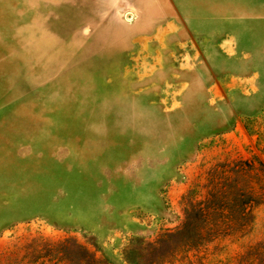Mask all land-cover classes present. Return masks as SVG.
Wrapping results in <instances>:
<instances>
[{
    "label": "rangeland",
    "instance_id": "obj_1",
    "mask_svg": "<svg viewBox=\"0 0 264 264\" xmlns=\"http://www.w3.org/2000/svg\"><path fill=\"white\" fill-rule=\"evenodd\" d=\"M238 160L249 227L155 244ZM263 192L264 0H0V264H237Z\"/></svg>",
    "mask_w": 264,
    "mask_h": 264
},
{
    "label": "trees",
    "instance_id": "obj_2",
    "mask_svg": "<svg viewBox=\"0 0 264 264\" xmlns=\"http://www.w3.org/2000/svg\"><path fill=\"white\" fill-rule=\"evenodd\" d=\"M252 167L243 160L215 164L204 197L194 200L189 196L180 226L154 243L175 238L178 249L190 250L219 236L242 234L251 224L252 208L258 202L259 194L251 182ZM237 264H264V239L242 252Z\"/></svg>",
    "mask_w": 264,
    "mask_h": 264
}]
</instances>
